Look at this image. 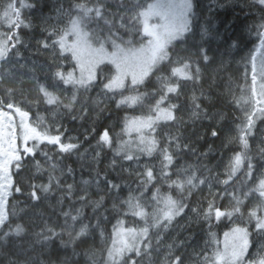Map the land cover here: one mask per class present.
Here are the masks:
<instances>
[{
	"label": "snow or ice",
	"instance_id": "obj_1",
	"mask_svg": "<svg viewBox=\"0 0 264 264\" xmlns=\"http://www.w3.org/2000/svg\"><path fill=\"white\" fill-rule=\"evenodd\" d=\"M250 6L260 12L255 26L260 55L245 58L243 84L233 87L232 78L222 76L229 50L210 56L203 36L195 39L194 0H121L114 12L105 0H78L67 10L61 6L54 23L43 21L47 35L38 44L49 58L32 62L26 73L30 91H25L16 72L25 67L19 64L24 59L20 48L26 46L19 30L31 28L23 10L34 5L0 0V241L7 246L10 237L25 232L19 223L12 226L15 210L9 205L17 194L40 203L58 193L53 208L59 209L58 219L63 217L62 223L44 222L30 249L19 246L0 264H264V0ZM93 22L99 27H91ZM189 83L190 119L223 125L225 112L214 111L221 103L236 114L221 142L231 152L223 173L203 162L207 153L198 155L190 138L163 131L184 125L175 101ZM112 105L140 114H125L115 132L108 124ZM65 115L92 121L90 153L80 152L79 137L65 139L60 119ZM209 128L213 138L222 135V128L211 123ZM49 146L57 149L54 155ZM105 149L113 153V166L117 158L127 162L119 167L130 182L121 185L102 176L98 166ZM74 153L91 169L89 179L79 183L76 169L63 163ZM190 155L196 162L184 159ZM142 157L155 163H141ZM45 175L47 183H34ZM93 186L96 191H90ZM86 208L92 209L90 215ZM101 209L116 220L107 235L103 225L110 217ZM185 216L209 226L226 218L231 227L223 234V247L211 231L199 251H182L183 242L165 243ZM50 244L55 248L48 249ZM211 244L216 246L209 251ZM37 247L47 260L34 254Z\"/></svg>",
	"mask_w": 264,
	"mask_h": 264
},
{
	"label": "trees",
	"instance_id": "obj_2",
	"mask_svg": "<svg viewBox=\"0 0 264 264\" xmlns=\"http://www.w3.org/2000/svg\"><path fill=\"white\" fill-rule=\"evenodd\" d=\"M26 2L34 5V8H25L23 10V15L31 22V28L26 29L21 27L20 34L23 37L25 47H21L20 51L24 59L19 61L20 65H25L24 68H17V76L22 78L25 82V91H30L29 77L26 75L28 68L32 66V62L40 64L49 58V53L40 49L38 41H43L47 35L43 31L45 24L43 21L49 20L54 23L56 21L58 12L57 10L63 6L65 10L69 8L71 4L78 2V0H26ZM121 0H105V3L110 11L114 12L117 10V6L120 4ZM253 0H194L195 4V14H196V40H199L203 36L204 47L210 49L209 55H216L219 57L221 54L225 53V50H229L228 54L224 56L226 71L222 73L224 78L231 77L233 80V87L235 84H243L246 74V63L245 58L250 61V54H256V46L259 44V40L255 35V26L260 21V12L258 9L252 5ZM111 18V17H109ZM103 22H101V25ZM91 27L98 28L95 22L92 23ZM251 28V33L249 29ZM206 31V34H205ZM189 44L192 43L190 39ZM235 45V46H233ZM233 46V47H230ZM247 75L250 82L251 77V63H247ZM141 91H145L141 88ZM193 93V86L189 83L184 87V93L181 95L179 101H175L181 105V112L178 116H182L184 120V125H176L171 129H164L163 131H172L174 134H181L185 138H190L191 142L195 145L197 149V154L207 153V157L203 160L204 163L208 164L209 167L216 168L218 172H224V165L227 164V159L231 155V152L221 148V142L223 140V134H226L232 127L233 117L236 115L232 112V109L224 106L222 103L218 104L215 110H220L221 108L226 114L227 122L221 125L219 121H209L204 120H193L190 119L188 110L190 104L187 103L188 98ZM95 96L96 92L93 90L91 92ZM237 94L239 92L237 91ZM196 95L199 96V90H196ZM34 97V93L32 97ZM211 101H205V103H210ZM35 111V108H33ZM48 119L50 116L43 112ZM111 118L108 121L110 127L115 126V132L120 130V122L125 114L139 115L140 110L137 109L135 112L131 109L116 110L115 106L112 105L110 108ZM108 113H106L107 115ZM61 121L64 125L66 132L64 133L65 139L68 136L79 137V142L82 143L80 149L81 153L91 152L89 145L94 146L95 140L92 138L94 133H91L92 121L88 119L80 120L79 118L75 121L72 120L70 116H62ZM213 124L217 128H222V135L219 138H213L210 135L209 124ZM97 128L99 130V122H97ZM261 125L258 122L257 134L259 133ZM88 129V132H85ZM63 131V129H62ZM53 134H55V128H53ZM85 136L88 138L85 139ZM72 142H77L75 139ZM254 153L258 151L256 147V142L252 143ZM51 149L50 154H55L57 149ZM224 153L223 158L221 153ZM185 160L189 162H196V156L185 157ZM113 153L110 150L105 149L101 163L99 164V169L101 170L102 176L106 175L108 179L115 180V182L121 185L125 184V180H129L128 172L121 173L119 167L120 163H124L127 167V162H122L117 158V163L115 166L112 165ZM153 162L149 157H142L141 163ZM65 165L71 166L76 169L75 180L77 183L81 179H89V172L91 169L87 166V161L81 164V157L79 154H72L63 160ZM219 166V167H218ZM94 174V173H93ZM47 183V176L45 175L43 180L36 179L34 183ZM72 182L71 179L68 181ZM130 182V180H129ZM135 187V185H133ZM90 191H96L95 186ZM206 191V190H205ZM124 194H127V188L124 189ZM58 193L48 194V199L41 201L40 203L29 202L27 200V193L25 195H15L12 198V203L9 205V211L15 210V216L12 217V226L15 227L16 223H19L24 227L25 232L21 234L20 237H10L8 239L7 246L4 245L3 241H0V261H6L8 255L18 252V247L22 246L25 249H30L31 243L33 241V234L41 230V225L44 222L50 224L62 223L63 217L59 215V209L53 208L55 204ZM97 197L93 196L92 199ZM226 203V201H225ZM79 206L78 204L76 205ZM106 207L111 210V203H108ZM67 208V205H65ZM86 214L90 215L92 212L91 208H86L84 210ZM103 215H109L110 222H106L103 226L105 228V234H110L112 231V225L116 223L115 219H112L113 215L111 211L104 213L101 209ZM179 224L175 225L170 233V237L165 243L176 242L177 246L181 245V242L186 246L182 248V251L191 253L192 249L195 248L197 251L204 249L206 243L209 241L208 233L209 231L216 234V238L222 236L230 227L229 221L225 218L221 222L215 220L212 221L211 226L203 220H189L188 217L178 218ZM87 222V220H85ZM95 222V221H93ZM59 231V228H57ZM2 234V233H0ZM58 244V241H56ZM99 244V240L96 241ZM214 244H211L208 248H211ZM55 244H50L48 249H54ZM45 249V252L48 251ZM7 254V255H6ZM35 255L39 256L40 259L47 260L48 256H40L39 248L37 247ZM60 258H63V253L61 252ZM14 258V257H13ZM52 259H57V255L53 253Z\"/></svg>",
	"mask_w": 264,
	"mask_h": 264
},
{
	"label": "rangeland",
	"instance_id": "obj_3",
	"mask_svg": "<svg viewBox=\"0 0 264 264\" xmlns=\"http://www.w3.org/2000/svg\"><path fill=\"white\" fill-rule=\"evenodd\" d=\"M256 55L259 56L260 53L259 52H256ZM229 230V229H228ZM227 230V231H228ZM217 240L219 241V246L222 248L223 247V242H224V235L220 236L217 238ZM216 245L214 244L213 247H215ZM212 247V248H213Z\"/></svg>",
	"mask_w": 264,
	"mask_h": 264
}]
</instances>
